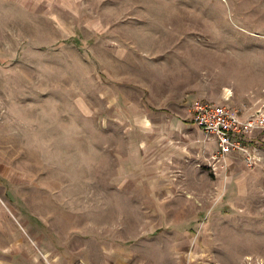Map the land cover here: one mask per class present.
<instances>
[{"label": "rangeland", "instance_id": "obj_1", "mask_svg": "<svg viewBox=\"0 0 264 264\" xmlns=\"http://www.w3.org/2000/svg\"><path fill=\"white\" fill-rule=\"evenodd\" d=\"M197 98L264 106V0H0V264H264V140L153 145Z\"/></svg>", "mask_w": 264, "mask_h": 264}, {"label": "built area", "instance_id": "obj_2", "mask_svg": "<svg viewBox=\"0 0 264 264\" xmlns=\"http://www.w3.org/2000/svg\"><path fill=\"white\" fill-rule=\"evenodd\" d=\"M189 111L193 124L215 142L216 150L207 159L215 175L228 176L234 154L243 156L248 166L259 161V149L251 143L258 137L264 140V106L245 114L226 104L197 98Z\"/></svg>", "mask_w": 264, "mask_h": 264}, {"label": "crops", "instance_id": "obj_3", "mask_svg": "<svg viewBox=\"0 0 264 264\" xmlns=\"http://www.w3.org/2000/svg\"><path fill=\"white\" fill-rule=\"evenodd\" d=\"M245 114H249V113H245ZM189 117H187L188 119H186V121L184 122V119L182 120V118H179L175 120V117L172 116L170 119V124H167L166 128H161V130L164 131L166 137L162 139L159 138L156 141H152L153 145L161 146L163 141L165 142L167 141L165 143V146L167 147L171 145L174 146L176 141H182V143L189 146L195 144V146H198V150H199L197 153L199 155H203L205 159L206 155L211 154L216 150L215 142L213 139L206 138L203 132L193 124L191 120L190 111H189ZM189 130H192V133L188 132ZM177 133L179 134V138H174L172 135H177ZM195 137H198V139L204 138V140L198 141L197 143V140H194ZM139 143L140 141L131 143L132 149L130 155L132 156V158H130L129 160L141 162L142 161L141 155L144 153V150L142 149L144 147H145V153H149L151 155L153 154L154 148H151L152 145H150L148 141H141V143L140 144ZM207 148H209L210 153L206 152ZM171 253H173L172 255H175L176 253H181V251L172 250ZM87 254L89 257H92L96 254L98 255V257H102L103 261L101 262V264H140L136 262L138 253L132 249L126 250L120 247L118 249H104L103 251H97V253L96 252L91 253L88 251ZM71 255H78L80 257L86 256L84 251H81V253L79 251L73 252L71 253ZM60 256L62 257L63 255L61 254Z\"/></svg>", "mask_w": 264, "mask_h": 264}]
</instances>
